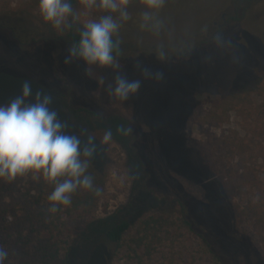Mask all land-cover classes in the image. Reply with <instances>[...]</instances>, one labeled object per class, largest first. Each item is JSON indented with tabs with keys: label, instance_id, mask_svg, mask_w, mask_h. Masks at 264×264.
Segmentation results:
<instances>
[{
	"label": "rangeland",
	"instance_id": "rangeland-1",
	"mask_svg": "<svg viewBox=\"0 0 264 264\" xmlns=\"http://www.w3.org/2000/svg\"><path fill=\"white\" fill-rule=\"evenodd\" d=\"M72 4L85 12L78 0ZM128 10L132 18L120 29L119 62L122 73L140 80L141 87L119 101L107 91L112 69L92 66L86 73L82 60L65 64L70 29L47 25L34 0H0V105L19 95L28 81L33 95L42 91L52 97L50 107L70 134L86 130L97 145L90 160L103 178L96 211L66 218L63 226L69 242L83 243L75 264H109L114 245L103 236L119 220L129 222L126 235L133 236L149 217L181 220L183 215L206 231L230 264H264L252 230L235 223L231 194L203 156L222 134H245L248 123L229 107V98L252 85L264 87V0H167L160 16L175 39L164 41L169 53L164 62L156 57L160 38L139 27L143 5L138 1ZM233 13L240 15L238 22L231 20ZM103 14L95 9L82 14L73 31ZM217 35L229 42L226 47L216 46ZM137 60L163 72V79L144 78ZM80 109L95 118L83 117ZM121 125L132 131L117 132ZM109 129L112 138L102 143ZM259 174L264 178V167ZM177 229L186 232L181 223ZM179 244L185 247L178 264H213L195 234L187 233Z\"/></svg>",
	"mask_w": 264,
	"mask_h": 264
},
{
	"label": "trees",
	"instance_id": "trees-1",
	"mask_svg": "<svg viewBox=\"0 0 264 264\" xmlns=\"http://www.w3.org/2000/svg\"><path fill=\"white\" fill-rule=\"evenodd\" d=\"M34 1L39 5V0ZM138 1L132 0L131 4ZM239 16L233 13L231 20L238 22ZM78 42L79 31L70 29L64 43L70 48ZM123 53L121 46L118 60ZM227 103L247 121L245 134L243 137L231 131L222 134L204 148L203 156L231 194L235 223L252 230L257 252L264 259V178L259 174V168L264 167V87L252 85L231 96ZM78 112L85 118H95L86 109ZM86 174L102 192L103 178L90 163ZM53 190L54 185L42 176L28 174L11 182L0 178V247L8 252L4 264H75L83 243L69 242L64 237L65 219L93 214L101 194L97 196L92 190L78 188L71 196L70 205L60 206L56 213H51L48 196ZM180 223L185 234L178 232ZM129 229L127 220H119L105 232L103 239L114 245L109 264H178L182 260L181 249L185 247L179 243L187 233L198 237L203 255L213 264H230L216 251L206 231L196 228L184 215L181 220L149 217L133 236L126 235Z\"/></svg>",
	"mask_w": 264,
	"mask_h": 264
},
{
	"label": "clouds",
	"instance_id": "clouds-1",
	"mask_svg": "<svg viewBox=\"0 0 264 264\" xmlns=\"http://www.w3.org/2000/svg\"><path fill=\"white\" fill-rule=\"evenodd\" d=\"M132 0H78L85 10L77 12L71 0H39V12L46 23L58 31L72 29L81 22V15H89L94 9L105 14L97 19H87L79 28V42L68 49L65 64L74 59L82 60L86 73L92 66L99 69H112L114 80L107 85L110 96L126 101L138 93L141 81L130 80L121 71L117 57L121 51L120 29L129 21L128 8ZM144 10L140 13L139 27L160 38L156 47V57L161 62L169 58L165 40L169 44L175 39L160 11L167 0H139ZM218 48L229 43L223 36L214 38ZM135 67L144 78L163 79V72L152 71L136 61ZM52 97L42 91L33 95L31 84L25 81L21 93L9 103L0 105V178L7 182L28 174L42 176L54 185L48 196L51 203L49 212L56 213L60 206L71 203V196L78 188L92 190L97 196L101 189L93 184V178L87 175L90 160L94 157L97 145L95 138L82 130L80 135L70 134L68 125L59 119L57 111L50 107ZM131 128L119 126L117 132L129 134ZM86 136V140L81 139ZM112 138L111 129L106 130L102 143ZM8 252L0 247V264H4Z\"/></svg>",
	"mask_w": 264,
	"mask_h": 264
}]
</instances>
